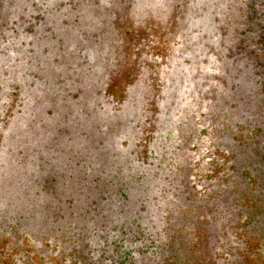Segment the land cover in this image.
I'll list each match as a JSON object with an SVG mask.
<instances>
[{
	"label": "flooded vegetation",
	"instance_id": "af4514ba",
	"mask_svg": "<svg viewBox=\"0 0 264 264\" xmlns=\"http://www.w3.org/2000/svg\"><path fill=\"white\" fill-rule=\"evenodd\" d=\"M2 264H264V0H0Z\"/></svg>",
	"mask_w": 264,
	"mask_h": 264
},
{
	"label": "trees",
	"instance_id": "16d2710c",
	"mask_svg": "<svg viewBox=\"0 0 264 264\" xmlns=\"http://www.w3.org/2000/svg\"><path fill=\"white\" fill-rule=\"evenodd\" d=\"M0 264H2V263H1V260H0Z\"/></svg>",
	"mask_w": 264,
	"mask_h": 264
}]
</instances>
